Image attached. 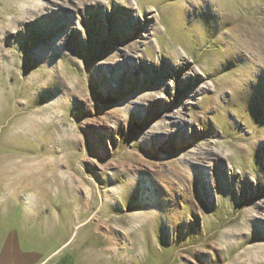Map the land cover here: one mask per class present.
<instances>
[{"label": "rangeland", "instance_id": "obj_1", "mask_svg": "<svg viewBox=\"0 0 264 264\" xmlns=\"http://www.w3.org/2000/svg\"><path fill=\"white\" fill-rule=\"evenodd\" d=\"M264 264V0H0V261Z\"/></svg>", "mask_w": 264, "mask_h": 264}, {"label": "crops", "instance_id": "obj_2", "mask_svg": "<svg viewBox=\"0 0 264 264\" xmlns=\"http://www.w3.org/2000/svg\"><path fill=\"white\" fill-rule=\"evenodd\" d=\"M7 258H6V263H4L3 259L0 261V264H7V260L9 259V251L7 250L6 251V255H5Z\"/></svg>", "mask_w": 264, "mask_h": 264}]
</instances>
